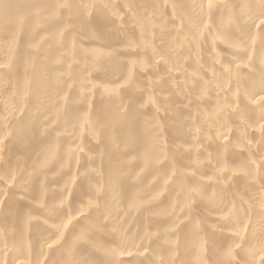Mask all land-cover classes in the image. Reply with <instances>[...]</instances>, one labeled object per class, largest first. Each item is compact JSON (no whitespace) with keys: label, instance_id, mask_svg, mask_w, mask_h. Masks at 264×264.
Listing matches in <instances>:
<instances>
[{"label":"bare ground","instance_id":"obj_1","mask_svg":"<svg viewBox=\"0 0 264 264\" xmlns=\"http://www.w3.org/2000/svg\"><path fill=\"white\" fill-rule=\"evenodd\" d=\"M0 264H264V0H0Z\"/></svg>","mask_w":264,"mask_h":264}]
</instances>
